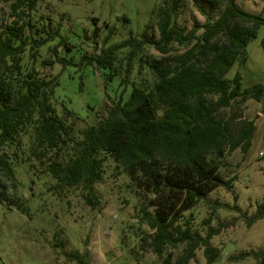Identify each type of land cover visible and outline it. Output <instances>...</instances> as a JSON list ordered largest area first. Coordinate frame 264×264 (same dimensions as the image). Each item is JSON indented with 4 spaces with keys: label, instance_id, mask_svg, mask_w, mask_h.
<instances>
[{
    "label": "rangeland",
    "instance_id": "374dc122",
    "mask_svg": "<svg viewBox=\"0 0 264 264\" xmlns=\"http://www.w3.org/2000/svg\"><path fill=\"white\" fill-rule=\"evenodd\" d=\"M238 3L249 12H264V0ZM174 5L175 25L188 31L215 22L223 10L211 8L204 0H169L168 4L165 0H41L32 15L33 23L66 38L58 53L67 64L57 62L53 53L61 41L57 38L36 51L28 46L22 66L25 77L36 71L42 79H56L51 103L71 135L60 159L72 154V141L81 140L84 130L108 118L114 102L121 97L127 100L134 87L149 89L157 83L152 62L165 56L147 44L137 53L129 74L131 48L116 53L111 70L89 65V59L101 54L111 30L108 45L130 37L145 39L146 32L147 39H159L157 12L162 6L173 9ZM9 13L10 2H1L0 15ZM202 33L198 31V35ZM263 41L264 26L248 44L241 63L227 75L233 79L240 72L244 89L264 85ZM171 47V57L190 48L177 43ZM225 113H241L256 123L253 145L247 153L237 149L217 159L223 176L237 180L184 212L179 223L202 237L211 229L218 231L210 241L218 251L213 264H258L252 256L233 262L229 257L264 249V219L252 221L264 212V93L260 101L249 98L235 102ZM37 144L34 125L29 124L18 138L2 147L14 176L0 174V264H81L74 259L78 254L90 264H163L168 255L175 261L184 253L186 244L168 248L164 257L148 246L147 236L154 232L147 213L156 216L155 196L139 190L113 159L104 165L95 186L98 204L92 208L82 187L59 186L49 168L59 157L37 148ZM204 251V247L199 248L190 264H208Z\"/></svg>",
    "mask_w": 264,
    "mask_h": 264
},
{
    "label": "trees",
    "instance_id": "16d2710c",
    "mask_svg": "<svg viewBox=\"0 0 264 264\" xmlns=\"http://www.w3.org/2000/svg\"><path fill=\"white\" fill-rule=\"evenodd\" d=\"M3 1L10 2V13L0 15V174L14 176L8 157L1 153L2 147L33 124L37 148L59 157L49 167L59 186L82 187L86 202L96 208L95 186L102 178L105 163L113 159L139 190L155 196L156 216L147 213L154 233L145 241L150 240L148 246L153 252L164 257L168 248L186 244L181 256L174 261L170 254L163 264H190L201 247L205 248L207 263L213 264L218 251L210 241L218 231L211 229L207 237H202L179 221L184 212L194 209L215 190L230 187L237 180L223 176L217 159L237 149L247 153L253 145L256 123L241 113L225 112L238 101H260L264 85L244 89L240 72L233 79L227 75L241 63L248 44L257 38L264 26V12H249L238 0H204L211 8L223 10L215 22L208 21L191 31L175 25L176 5L173 9L159 8L157 40L147 39L146 32L145 39L130 37L108 45L111 30L101 54L90 58L88 64L111 70L116 53L131 48L129 74L137 53L151 44L165 56L152 62L159 81L149 89L134 87L127 100L121 97L114 102L108 118L84 130L81 140L72 141V154L60 159L71 135L51 103L56 79H42L36 71L25 77L22 57L28 46L36 51L60 38L53 53L57 62L67 64L58 53L66 38L50 27H35L32 15L41 0L0 3ZM200 30L203 33L198 35ZM35 32L45 37H37ZM172 43L190 48L171 57ZM18 207L26 212L21 204ZM263 219L264 212L252 221ZM211 220L212 217L208 222ZM250 256L264 264V249L231 256L229 261H245ZM74 259L90 264L79 254Z\"/></svg>",
    "mask_w": 264,
    "mask_h": 264
}]
</instances>
